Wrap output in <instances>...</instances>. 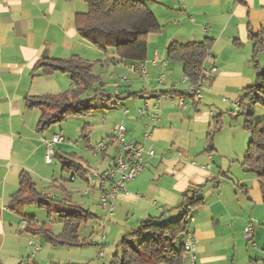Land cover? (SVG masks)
Wrapping results in <instances>:
<instances>
[{
    "label": "crops",
    "instance_id": "0c3cea01",
    "mask_svg": "<svg viewBox=\"0 0 264 264\" xmlns=\"http://www.w3.org/2000/svg\"><path fill=\"white\" fill-rule=\"evenodd\" d=\"M143 1L161 28L147 35L145 59L140 61L145 64L146 76L145 80L140 81L136 78L138 75L130 69L138 61L120 60L112 49L95 48L79 35L75 28V17L80 12H86V6L80 0H0V264H38L37 260L42 261V258H24L31 240H26V222L22 213L17 211L19 206L28 202L17 207L11 203L12 194L18 191L21 173L27 172L35 189L46 198L53 197L52 193L45 192L40 187L58 186L59 189H66L65 185L57 181L58 175L55 176L53 169L45 162L46 140L56 135L49 130L53 124L40 130L37 127L40 107L25 106L27 98L58 96L72 88L68 73L54 71L45 74L42 67L37 66V62L43 59L72 58L90 64L93 74L101 79L102 85L103 95L94 96L95 98H105L107 85L104 81L108 79L115 83L110 88V94L118 98L119 104L127 108L128 113L124 114L122 110L111 111L108 116L111 120L102 118L105 126L94 125L101 135L98 140L95 139L97 146L101 142L106 145L105 151L100 150L102 169L105 167L108 147L113 146L114 152L116 150L113 131L118 125L125 126L126 141L144 143L145 147L148 144L143 134L154 127L150 136L154 156L147 159L148 165L143 172L127 183L129 193H119L116 197L117 204L131 208V216L137 224L150 219L156 222L154 214L157 212L162 213L159 214L160 218L173 208L180 207L181 212L185 205V191L208 181L219 184L216 178L220 176L224 181L231 182V190L236 198L235 181L228 177L221 166L215 170L209 164V161L215 162L214 146L212 143L209 145L199 142V129L212 113L204 112L201 115L192 112L189 117L190 108L185 112L187 116L175 108L176 103L171 97L173 93L193 95L190 94L191 91H182L186 87H178L175 76L170 75L167 79L162 72L167 69L171 74L174 69L181 70L182 81L190 88L191 85L182 72V63L167 59L166 46L173 41L186 43L212 39L199 85L213 77L212 89L208 93L217 82H224V90L237 95L236 100L240 99L242 90L251 86L254 76L253 67L249 66L252 56L249 32L264 31V0ZM174 62H179L181 66L174 65ZM95 67L98 72H94ZM139 89L144 92L148 90L149 94L142 97ZM156 95H160L159 104H156ZM205 99L206 96L203 95L201 100ZM198 102L192 101L194 110L198 109ZM140 107L146 110L143 117L137 115ZM149 111H156L158 120L148 118ZM212 118L216 121V116L213 115ZM115 119L118 120L117 123H114ZM191 122H195L196 129L191 126ZM87 133H90L87 127L81 129L86 149H91L93 135L89 137ZM64 141L54 144L58 148L53 153L61 163V171L70 172V181H76L77 174L72 170H65L62 163L63 156L68 157V154L73 153L75 155L70 157L84 166L85 173L81 178L88 184L85 168L89 165L86 160L74 151L66 154L57 152V149H68L74 145L71 141L69 144ZM61 176L59 174L62 180ZM39 180L43 185L41 182L38 184ZM238 183L244 188L246 196L250 195L246 180L239 179ZM241 199L239 212L232 215L229 211L234 205L233 197L216 194L208 205L209 214L218 224L231 227L233 222H237L238 229L243 230L247 222L244 216L247 214L248 202L242 197ZM66 205L74 204L68 202ZM204 206L203 204L200 208ZM58 212L61 213L60 210ZM193 233L196 238L207 235L198 225ZM201 258L204 263L209 257ZM53 260L51 258L50 261L53 263Z\"/></svg>",
    "mask_w": 264,
    "mask_h": 264
},
{
    "label": "rangeland",
    "instance_id": "374dc122",
    "mask_svg": "<svg viewBox=\"0 0 264 264\" xmlns=\"http://www.w3.org/2000/svg\"><path fill=\"white\" fill-rule=\"evenodd\" d=\"M84 6L87 5L84 0H80ZM251 58V57H250ZM250 67H253V80L251 84L256 81V69L250 59ZM256 61L258 62L259 69H264V51L258 52L256 55ZM181 66L179 62H174V65ZM94 72H98V68L95 67ZM167 79L170 75L176 77L178 82V87H181L182 91H189L188 84L182 81L181 70H173L170 74V70L164 69L163 72ZM214 72L211 73L213 75ZM210 75V77H211ZM208 77V75H207ZM138 80H145V77H136ZM204 80L199 85V90L201 97H196V95L191 92L193 97L186 95L183 96L178 94H172L174 99L175 108L180 112L185 113L189 108V117H191L192 112L203 115L204 112H211L209 120L203 125L199 130L201 139L200 144H206L214 146L213 157H215V162L211 164L212 168L222 167L223 171L227 173L228 177L235 181L237 196L233 195L231 190V182H226L223 178L217 177L219 184L214 181H208L204 184L199 196L203 197L204 207L201 206L194 207L189 211V223L187 225V230H194L198 225L199 228L207 233L206 236L195 239V253L197 257V264H264V204L261 201V195L259 191V185L254 173L248 171L247 167L244 165V155L249 141V132L247 129L243 128V122L245 120V114L248 112L252 113V121L264 117V106L259 103L254 105L248 104L245 101V105L239 107L240 101L236 100L237 95H232L224 90V82H217L208 93L209 89H212V79ZM234 79V78H233ZM236 82L237 81H232ZM104 83L107 85L105 89V98H95L94 90L91 88L84 92L81 96L86 104L90 105V111L85 114H71L65 117V119L59 123L53 124L49 130L52 134H57L64 137L67 144L71 141L74 145L65 149H57V152L61 154H66L70 151L76 152L78 155L82 156L92 170L102 169L100 166V147L97 146L95 141L101 136L98 133L99 126H105L102 123V118L106 117L111 120L109 116L111 111H120L127 108L121 107L118 102V98L113 96L111 93V86H115L113 81L106 80ZM249 83V82H248ZM246 83V84H248ZM182 85V86H181ZM191 87V86H190ZM140 90V89H139ZM139 95L146 97L149 91L146 92L140 90ZM181 92V91H180ZM146 94V95H145ZM206 96L205 100H201L202 97ZM160 97V95H156ZM179 97H183L184 106L179 103ZM123 98V97H120ZM164 98V97H163ZM193 98V99H192ZM201 100L198 102V100ZM226 99V100H224ZM195 100L197 103V110H194L192 106V101ZM233 103H237V107H233ZM143 108V107H140ZM216 116V121L212 116ZM219 116V117H218ZM218 117V118H217ZM118 120H114L117 123ZM98 124V127L94 126ZM195 122H191V126L196 129ZM199 124V123H197ZM87 127L88 136H92L91 149H86L85 142L81 138V129ZM154 128V127H153ZM153 128L147 129V131L153 132ZM202 129V130H201ZM49 132V131H48ZM208 132V133H207ZM94 133V134H93ZM51 134V135H52ZM210 134V139L208 138ZM199 135V134H198ZM152 136V135H151ZM150 138L146 139L147 144H152ZM145 142V143H146ZM61 144V143H60ZM58 148L57 145L53 146V151ZM60 150V151H58ZM154 150V149H153ZM114 147L110 146L107 149L105 159H109L113 156ZM155 152V151H154ZM95 154V157L93 156ZM52 161L49 163V167L53 169L54 174L58 182L66 186V189H59L58 186L55 187H40L41 190L45 192H51L53 197L46 198L49 207L39 206L37 202H28L18 207V213H22V218L25 215H29L33 220L31 221L32 227L48 229L53 234L58 235L62 231V223L60 222L61 213H67L71 211V208L66 205L70 202L71 204H78L82 208L88 210L93 217H90L85 222H81L78 228V241L80 245H65L63 244H50L45 235L42 232L29 233L26 235V240H31V245L28 247L27 252L24 254V258H42V261L37 260L38 264H111L113 257L115 255L121 254V242L123 240H129L130 243L136 246L141 238L147 235V231L141 229V224L133 218L132 210L130 207L125 205H119L116 203V199L113 202V215L108 216L106 210L99 205V195L100 192L96 186H89L80 176L75 175L76 181H70V172L61 171V163L52 154ZM85 163V162H84ZM74 170H72L73 172ZM59 174H62L61 180ZM239 179L246 180L248 188L250 189V195H247V199L244 188L238 183ZM40 180L38 184H40ZM43 185V182H41ZM88 193H84L85 190ZM216 194H221L223 197L228 195L233 197V206L229 212L232 215L239 212V206L242 204V198L246 199L248 202L246 215L247 224L253 226V237L247 240L244 237L243 230H239L237 222H233L231 227L218 224L209 214V203L214 199ZM187 200H185L186 203ZM58 210L61 211L58 212ZM180 207L170 209L166 211L160 218V213L157 212L156 222L168 221L179 217ZM162 214V213H161ZM167 215V216H165ZM21 218V219H22ZM196 219L195 222L190 219ZM139 221V220H138ZM229 224V221H227ZM243 227V229H244ZM29 237V238H27ZM184 237L179 238L178 243L183 241ZM39 245V250L35 254L33 252L34 245ZM209 257L207 262L201 261V257ZM47 258V259H45ZM54 258L52 263L50 260ZM184 264H188L185 258Z\"/></svg>",
    "mask_w": 264,
    "mask_h": 264
},
{
    "label": "trees",
    "instance_id": "16d2710c",
    "mask_svg": "<svg viewBox=\"0 0 264 264\" xmlns=\"http://www.w3.org/2000/svg\"><path fill=\"white\" fill-rule=\"evenodd\" d=\"M87 11L76 14L75 28L79 35L95 48L112 49L120 60L143 61L146 55L147 35L160 30L161 25L149 10L143 0H84ZM252 44V61L256 69V81L242 90L240 105L264 106V69H259L256 55L264 51V31L249 32ZM212 39L180 43L173 41L166 46L167 59L182 63V72L190 85H197L202 78L203 63L209 51ZM45 74L62 71L70 75L72 88L58 96L45 95L27 98V108L40 107L37 127L45 130L52 124L61 122L71 114H87L91 107L81 98L89 89L94 90V96H102L101 79L93 74L91 65L75 59H43L37 62ZM98 86V88H95ZM243 128L249 132V141L244 165L254 173L264 204V117L252 121V113L245 114ZM87 138V136H84ZM209 138L210 134H209ZM68 154L63 156L65 170H74V174L84 176V166L74 161ZM71 158V159H70ZM67 161V162H65ZM204 185L187 190L183 197L187 202L179 217L168 221L155 222L152 219L141 222V229L148 233L134 246L129 240L121 242V254L115 255L111 264H184L185 257L183 242L178 243L189 223V211L203 205V197L199 196ZM40 192L35 189L27 172H22L19 178V188L11 196V203L17 207L24 202L36 201L39 206L47 203ZM71 211L61 215L62 231L55 235L48 229L32 227L31 216H25V231L30 233L42 232L50 244L80 245L78 228L81 222L87 221L93 215L79 205L69 206Z\"/></svg>",
    "mask_w": 264,
    "mask_h": 264
},
{
    "label": "built area",
    "instance_id": "2783aa9c",
    "mask_svg": "<svg viewBox=\"0 0 264 264\" xmlns=\"http://www.w3.org/2000/svg\"><path fill=\"white\" fill-rule=\"evenodd\" d=\"M131 71L140 77L146 76V67L143 62H138L137 65H132L130 67ZM199 85H191L189 91L193 92L196 97H201ZM226 100V99H224ZM160 98L156 99V104H159ZM179 104L185 107L183 102V97H179ZM233 107H237V103H233ZM124 114L128 113L127 109L123 110ZM146 114L144 108H139L137 110V115L143 117ZM152 121L158 120V113L156 111H149V117ZM114 142H115V152L113 156L105 160V167L102 170H92L89 167L85 168L86 178L88 185L96 186L98 188L99 195V205L106 210L108 216L113 215L114 207L113 202L119 193L128 194L127 183L135 179L148 165L149 158L154 156V150L151 144L144 146V143L135 144L131 141L125 140V126L123 124L118 125L114 131ZM151 131H145L143 134L144 139H148L151 136ZM64 141V138L60 135H53L49 140H46V154L45 162L46 164L51 163L53 146L55 143H60ZM100 150L105 151L106 145L104 143L98 144ZM209 167V166H208ZM84 193H88L86 189ZM193 221V218L190 219ZM253 226L247 224L243 229L244 237L247 240L253 237ZM183 251L184 257L187 259L188 264H197L196 253H195V239L193 230H186L183 232ZM31 243V242H29ZM32 244V243H31ZM39 245L35 244L33 248L32 255L39 250Z\"/></svg>",
    "mask_w": 264,
    "mask_h": 264
}]
</instances>
